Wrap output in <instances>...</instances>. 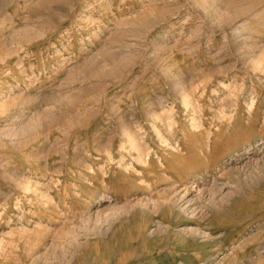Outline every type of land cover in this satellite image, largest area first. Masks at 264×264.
Segmentation results:
<instances>
[{"label": "rangeland", "instance_id": "obj_1", "mask_svg": "<svg viewBox=\"0 0 264 264\" xmlns=\"http://www.w3.org/2000/svg\"><path fill=\"white\" fill-rule=\"evenodd\" d=\"M0 264H264V0H0Z\"/></svg>", "mask_w": 264, "mask_h": 264}, {"label": "bare ground", "instance_id": "obj_2", "mask_svg": "<svg viewBox=\"0 0 264 264\" xmlns=\"http://www.w3.org/2000/svg\"><path fill=\"white\" fill-rule=\"evenodd\" d=\"M252 128V127H251Z\"/></svg>", "mask_w": 264, "mask_h": 264}]
</instances>
